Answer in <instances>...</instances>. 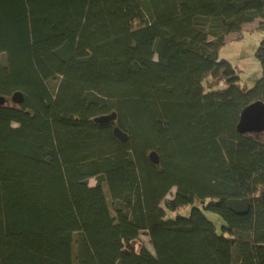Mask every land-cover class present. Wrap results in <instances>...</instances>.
I'll list each match as a JSON object with an SVG mask.
<instances>
[{
  "label": "trees",
  "instance_id": "1",
  "mask_svg": "<svg viewBox=\"0 0 264 264\" xmlns=\"http://www.w3.org/2000/svg\"><path fill=\"white\" fill-rule=\"evenodd\" d=\"M258 19L264 0H0V264H264V131L237 128L264 38L251 88L219 55Z\"/></svg>",
  "mask_w": 264,
  "mask_h": 264
},
{
  "label": "rangeland",
  "instance_id": "2",
  "mask_svg": "<svg viewBox=\"0 0 264 264\" xmlns=\"http://www.w3.org/2000/svg\"><path fill=\"white\" fill-rule=\"evenodd\" d=\"M137 25L138 23L136 26ZM254 26H256L255 23L249 24V26L246 27L247 29H244L243 33L239 35L236 33H230L227 35L226 43L219 50L220 58L229 60V62L238 68L241 74V82L248 88H251L257 79L262 76V67L259 59L256 56V52L261 40L264 38V28L253 29ZM89 182L92 186H95L97 183L96 178H91ZM175 191L176 189L174 188L171 193L167 195L166 199H171L174 196ZM97 194L102 207L109 215L112 214L113 211L110 207V195L106 187L98 188ZM162 205H164V202H162ZM190 209L191 207L182 209L181 213L188 214ZM204 212L220 230L221 219L218 214L209 210H205ZM177 213L169 212V214H171L173 217H175ZM141 238L152 250L149 236L146 235V233H143ZM225 260L226 262L230 263L229 256H227Z\"/></svg>",
  "mask_w": 264,
  "mask_h": 264
},
{
  "label": "water",
  "instance_id": "3",
  "mask_svg": "<svg viewBox=\"0 0 264 264\" xmlns=\"http://www.w3.org/2000/svg\"><path fill=\"white\" fill-rule=\"evenodd\" d=\"M12 102L22 103L24 101V93L22 91H17L11 96ZM6 97L0 95V104L6 102ZM116 120V113H111L108 115H103L95 118V121L100 123H108ZM238 131L240 133L246 132H263L264 131V101L258 100L254 101L248 106H246L240 115L239 122L237 124ZM114 133L121 139L127 140L128 135L122 131L118 126L114 128ZM150 159L153 163L158 164L160 162V155L157 151L153 150L150 154ZM264 198V193H263ZM229 207L232 211L238 214H245L250 210V200L245 197L242 199H230Z\"/></svg>",
  "mask_w": 264,
  "mask_h": 264
},
{
  "label": "crops",
  "instance_id": "4",
  "mask_svg": "<svg viewBox=\"0 0 264 264\" xmlns=\"http://www.w3.org/2000/svg\"><path fill=\"white\" fill-rule=\"evenodd\" d=\"M260 20H261V19H258V20L254 21V22H251V23H247V24H245V25H244V29H247L246 27H248L249 24H252V23H255L256 26L259 25V21H260ZM256 26H254L253 29H257L258 26H257V27H256Z\"/></svg>",
  "mask_w": 264,
  "mask_h": 264
}]
</instances>
